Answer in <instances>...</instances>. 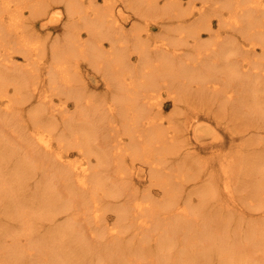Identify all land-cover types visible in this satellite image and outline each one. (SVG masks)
Masks as SVG:
<instances>
[{
  "label": "bare ground",
  "instance_id": "1",
  "mask_svg": "<svg viewBox=\"0 0 264 264\" xmlns=\"http://www.w3.org/2000/svg\"><path fill=\"white\" fill-rule=\"evenodd\" d=\"M98 1L0 0V187L9 185L0 196V258L5 264H26L28 253L36 264H264V211L263 224L238 222L233 233L227 215L235 190L240 199L249 191L264 209V151L262 159L236 152L221 158L222 182L213 163L189 155L172 169L179 178L172 180L166 156L183 144L172 125L163 126L159 100L173 94L175 81L181 91L197 80L207 101L221 109L236 105L264 128V0H201L199 7L190 0L185 9L182 0ZM62 5L63 33L42 35L40 28H58L61 13L52 10ZM140 7L158 33L150 22L125 28L126 9L141 13ZM167 18L183 22L165 27ZM227 27L229 35L221 36ZM206 31L212 38L204 41ZM184 43L191 51L181 49ZM84 61L105 84L101 94ZM135 160L146 165V192L130 176ZM189 181L199 186L185 198ZM33 185L37 202L24 204ZM108 210L118 215L113 225ZM39 217L55 228L41 225L36 241ZM57 238L72 251L58 250Z\"/></svg>",
  "mask_w": 264,
  "mask_h": 264
},
{
  "label": "rangeland",
  "instance_id": "2",
  "mask_svg": "<svg viewBox=\"0 0 264 264\" xmlns=\"http://www.w3.org/2000/svg\"><path fill=\"white\" fill-rule=\"evenodd\" d=\"M218 1H220V0H209V2L212 4H218ZM164 2H165V0H163L162 5ZM195 2H196L197 7L201 6V3H202L201 0H198V1L196 0ZM103 3H104V0L98 1L99 5H103ZM189 3L192 4L190 0H182L183 9L190 6ZM117 5H119V3ZM140 8H141L140 9L141 13L139 11H137V9H135V8H127L126 9V11H125L126 17L124 20L125 28L127 30H131V28H133L132 27L133 24L139 25L138 28H145V24L147 22L148 23L150 22L149 26L151 27L150 28L151 31L153 33H158L161 28L159 26H157L156 24H154L155 23L154 21H150L151 18L143 17V15L146 11H144V7H140ZM142 9H143V11H142ZM56 10H58L59 12ZM52 11H54L55 13L58 12V14L61 13V16L59 15L58 19H56L57 20L56 23L57 24L60 23V24H58V28L47 29V28L43 27V28H40V30L42 32V35L46 34L48 31H51L50 33L53 36L52 38H54L55 35H59V34L63 33V30L60 27H62L64 22L67 20V16H66L67 14L65 11V7L63 5L59 6V7H54ZM227 15H228V13L226 12V14L224 16H226L228 18L229 15L228 16ZM164 18H166V17H164ZM152 20H154V19H152ZM168 20L169 19L167 18L165 27H167V26L170 27L173 24L176 26H180V22H183V20L178 21V19H176V18H173L171 21L169 20V22H168ZM174 20H176V21L174 22ZM212 20H213V27L216 30L220 26V23L218 21L219 19L217 16L214 17V15H213ZM262 22H264V21H262ZM262 25H263V28H261L260 31H262V34H263L264 23H262ZM165 27L163 29H165ZM229 29H228V27H227V29H223L224 31L222 32L223 34L221 36H224L225 32H226V35H229L228 34ZM213 31H214V29H213ZM145 32H146V30L143 31V33H142L144 36L146 34ZM202 37H203L202 39L204 41H206V40L210 39L211 36H210V33L208 31H206L203 33ZM236 37L239 40L242 39V38H239L240 35H238V34L236 35ZM106 43H108V40H106ZM186 48H188L190 51L192 49V47L187 46V44H185L184 46L181 45V49L186 50ZM256 49H257L256 50L257 56H259L263 53L262 52L263 50H262L260 45H257ZM135 55H136V53L134 51V53L132 55V60H134V62L138 63V60L135 59V57H136ZM17 59L19 60L18 62L22 61L21 57H17ZM82 63H83L82 64L83 70L85 69L86 66H88L86 68H88L90 70V72L86 73V75L88 78H92V84H98V86L94 85L93 88L96 89V92L98 94H101L103 92V90L105 89L104 88L105 84L100 80L101 77H100L99 73L96 72L95 70L90 69L91 67L86 64V61H84ZM263 63H264V60H263ZM255 71H257V69H255ZM225 74L226 73H221V76H223ZM177 84H178V82L175 81V83L173 85V91H174L173 94H171L169 96L168 93L167 94L163 93V96L159 99L160 102L162 103V109H163V111H162V120L164 123L163 126L167 127V130H168L169 125H172L170 130H173V128H174V130L176 131V133L178 135V139L181 141V143H178L179 142L178 141L177 144H183V146H181V147H180V145H178V148L174 152V154L171 153V154L166 156L167 161H169L168 165H166L168 172H171V173L173 172L172 175H174L175 173L172 169L177 168V166H180L181 165V159H187V157L190 155V156H192V158H191L192 160L197 159V161H199L200 164L202 162L213 163L216 166L215 170L217 171V172H215V174H216L215 176L217 177L219 182H222L221 178H222L223 172H222V170H219L220 166H221V164H220L221 158H225V157L226 158H228V157L232 158V156H230V155H232L236 152L235 155L237 153L238 154L240 153L239 155H241V156L243 155V157H245L247 159H250V158L256 159L261 154V152L264 151V128H260V126H259L260 122L256 121L254 117L247 118L246 113H244L245 110H242L240 107H238L236 105L234 107H233V105H229L228 107L221 109L220 108L221 105L219 102H217V101L211 102L210 100H208L209 101L208 102L205 99V98H207L206 96L204 98L203 94L198 93L197 90H198L199 82L197 80H188L187 84H185V89L181 90V91L178 90L181 87V85H179L177 87ZM11 94H13V90H12ZM181 94H184V96H181ZM172 95L177 96V99H178L177 102L174 101L175 99L172 98ZM246 98H247V102H248V99L251 102V100H250V98H248V96ZM204 100H205V102L207 101L208 103H203ZM73 105L74 104L72 103V106ZM243 106H246V104H244ZM254 107H252V108H254ZM17 136H18V134H17ZM1 138L3 140L5 137H1ZM262 139H263V141L261 142ZM247 154H248V156H246ZM262 157H263V155L261 154V159H262ZM129 159L130 158L128 157L127 163L129 164V166H131ZM134 162H136V167L133 169L135 171V174L132 170V174L130 173V176H132V179L134 180V182H136L135 186H137L138 190L139 191L141 190V192H146V189L150 185V182L148 181V178L146 175V173H148V171H145L146 165L142 164V162H140L139 160H137V161L135 160ZM178 162H179V165H178ZM142 166H144V167H142ZM169 166H170L172 171L168 168ZM175 172L177 175L178 172L177 171H175ZM174 176L173 177L171 176L172 180L174 178L179 180V178L177 176H175V177ZM14 181H12L13 187L18 188L19 185L16 184ZM174 182H176V184L177 183L180 184V181L174 180ZM189 184H190V186H187ZM185 185H186V183H185ZM187 185L185 188V191H186L185 192V198H186V196H188L187 194H189L191 192V190H193L197 187L198 184L194 185V182L192 181V182L188 183ZM31 187L32 186H30L27 189V191H29V189H30V191L32 190L31 191L32 193H36L33 191L34 185L32 188ZM144 187H146V188L144 189ZM156 188H157L156 186L153 187V189H156ZM8 189H9V185H7V184L4 187H0V196L6 197V194H9ZM142 189H144L145 191ZM16 190H17V192H20V191H18L19 188ZM30 191L28 192V196H30V198L32 200H28V202L27 201L23 202L24 204L28 205L29 203L31 204L33 202V204H34L37 202V199L35 198L36 196H34L33 194L31 196ZM188 191H190V192L188 193ZM235 191H236L235 194L237 195L236 196V202H232L230 205H228L229 207L227 205H224V204L222 206L220 205L221 207H219V210L223 214H224V212L227 213L228 208L231 210V212H229L227 214V215L231 216V221H233V223H231V229H232L231 233H233L234 229H236V231L238 230L236 228L238 222H241V224H243V226L247 225V227L249 225H252L253 222L263 224L261 219L263 217L262 215H263L264 209L257 207V204H258L257 200H255L253 198L255 196L251 195L248 191V192L244 193L242 195V199H240L238 197V195L241 194V191H237V190H235ZM159 195H160L159 193H155L154 196L158 198L161 196V195L160 196ZM192 198H193V201L195 203L198 202L197 201L198 199L195 195H194V197L192 196ZM227 201H229V200L226 198V203H227ZM181 202L184 203L183 201H181ZM33 204H32V209L35 208V207H33ZM114 207L116 208L117 206L114 205ZM12 211H14V210H12ZM114 212L115 211H113V210L106 211L107 216L105 214V218H106V222L107 223L109 222L108 224L113 225L116 221H118L117 220L118 215H115L116 212L115 213ZM67 221H68L67 218L64 217V218H59L57 223H59L60 225L61 224L63 225ZM43 222H46V223H43ZM49 223L50 222L42 219L41 217L36 218L34 220V224L36 225V229L34 228L33 232H32V235L34 236L33 237L34 240L37 241V239L40 238V236H41V234L38 232V231L42 230L41 225H43V226L45 225L43 228H46V229L48 228V230H50L55 224V223H53L50 226ZM13 226H17V221H14ZM54 228H55V226L53 227V229ZM104 231H105L106 235L111 237V235L109 233V229L107 227L104 229ZM94 240L96 241L95 238H94ZM94 240H92V241L95 243ZM73 242L74 241H72V243ZM78 242L79 241H75L74 243L77 245ZM55 244H56L58 250H65L67 253H70L73 249L71 246L68 247V249H65L61 245V239H59V238L56 239ZM74 247L78 248V246H74ZM130 254L131 253H129V255ZM28 256H29L28 257L29 261L27 262V258H26L25 259L27 262L26 264H36V260L33 259L32 257H30L29 253H28ZM15 259H17V258H15ZM15 259L12 258V260H10V262L12 263V261ZM1 260H2V258H0V261ZM5 263H6L5 260H2L0 262V264H5ZM12 264H17V262L13 261ZM37 264H41V263L37 262Z\"/></svg>",
  "mask_w": 264,
  "mask_h": 264
}]
</instances>
